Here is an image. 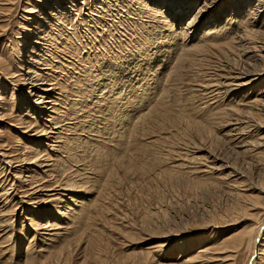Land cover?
Masks as SVG:
<instances>
[{
  "label": "rangeland",
  "instance_id": "374dc122",
  "mask_svg": "<svg viewBox=\"0 0 264 264\" xmlns=\"http://www.w3.org/2000/svg\"><path fill=\"white\" fill-rule=\"evenodd\" d=\"M169 1L0 0V264H264V0Z\"/></svg>",
  "mask_w": 264,
  "mask_h": 264
},
{
  "label": "bare ground",
  "instance_id": "6f19581e",
  "mask_svg": "<svg viewBox=\"0 0 264 264\" xmlns=\"http://www.w3.org/2000/svg\"><path fill=\"white\" fill-rule=\"evenodd\" d=\"M178 1V0H177ZM176 1V2H177ZM187 1L188 0H186V3H187ZM193 0H190V1H188L189 3H190V5L192 6L193 4H194V1L192 2ZM228 0H203V3H202V6L201 7H199L198 6V10H197V12H195L197 15L196 16H194L193 17V19H192V21L191 22H193L194 20L196 21L197 19H198V17L199 16H201V15H205V13L204 12H207V11H212L217 5H220V4H223V5H225L226 4V2H227ZM252 2V1H251ZM146 3V2H145ZM155 3V2H154ZM173 3H175V0H171V1H169V5H172L173 6ZM58 4H59V6H60V2H58ZM250 5H254V4H250ZM261 1L260 2H258V3H256V6H254L255 7V9H254V11H256V12H254V13H251V15L252 14H255V15H258V14H260V12H261ZM149 6V5H148ZM152 8H154L153 6H151ZM246 7H247V5H246ZM253 7V8H254ZM68 8V7H67ZM263 8V7H262ZM154 10H155V8H154ZM160 10V9H159ZM251 10V9H250ZM63 11V10H62ZM153 11V10H152ZM151 11V12H152ZM156 11V10H155ZM158 11V10H157ZM235 11V8H233V12ZM30 12H32V11H30ZM35 11H33L31 14H33ZM155 13V12H154ZM161 13H162V11H161ZM250 14V13H249ZM249 14L247 13V17H243L245 20H246V18H247V20H249L248 19V17H249ZM245 15V14H244ZM250 15V16H251ZM161 16V15H160ZM236 16V15H235ZM253 16V15H252ZM241 17V16H240ZM257 17V16H256ZM260 18V17H259ZM239 20V19H238ZM251 20V19H250ZM260 20V19H259ZM263 22L262 23H264V19H261ZM168 21H169V19H168ZM190 21V20H189ZM194 21V22H195ZM252 21V20H251ZM191 22H189L190 24H192ZM194 22H193V24H194ZM188 23V22H187ZM261 23V24H262ZM169 25V24H168ZM188 25V24H187ZM235 25V24H234ZM264 25V24H263ZM189 26L190 25H188V28H189ZM193 26V25H192ZM187 27V26H186ZM222 29V28H221ZM230 29V28H229ZM234 29V28H233ZM211 30V29H210ZM264 30V29H263ZM263 30H260L261 31V34L262 35H264V31ZM205 32V31H204ZM203 32V33H204ZM208 32H210V31H208ZM258 31L257 30H253V31H250L249 32V35L250 36H252V37H254V35L257 33ZM231 33V32H230ZM236 33V32H235ZM216 36V35H215ZM243 36V35H242ZM240 37V36H239ZM236 41V40H235ZM253 44V43H252ZM33 49H35V48H33ZM139 54V53H138ZM240 56V55H239ZM237 57V56H236ZM239 58V57H238ZM175 61V60H174ZM238 62V61H237ZM253 65V64H252ZM128 67V66H127ZM174 72V71H173ZM249 72V71H248ZM234 74V73H233ZM246 74H249V73H246ZM245 75V74H244ZM234 78L236 79L237 78V76L235 75L234 76ZM238 78H240V77H238ZM250 78V77H249ZM255 78V77H254ZM254 78H252V79H254ZM257 79V78H256ZM237 81V80H236ZM249 81V80H248ZM248 81H246L245 82V84L248 82ZM241 82V83H240ZM237 81L236 83L237 84H241V85H244L243 83L244 82H242V80L241 81ZM250 82V81H249ZM217 83V82H216ZM236 84V85H237ZM99 85V84H98ZM240 86V85H239ZM229 89V88H228ZM230 92V91H229ZM168 93V92H167ZM37 95V94H36ZM161 108V107H160ZM159 108V109H160ZM158 109V110H159ZM156 111L157 113L159 112V111ZM162 110V109H161ZM160 110V111H161ZM155 113V112H154ZM156 113V114H157ZM160 113V112H159ZM161 114H163V111H162V113ZM49 115V114H48ZM177 118V117H176ZM174 121V120H173ZM244 123V122H243ZM209 128V127H208ZM232 131V130H231ZM231 134V133H230ZM228 147V146H227ZM209 157V156H208ZM262 192H264V188H262ZM255 200V199H254ZM258 201V200H257ZM255 202V201H254ZM247 232V231H246ZM246 232H244V234L246 233ZM48 233V232H47ZM46 233V234H47ZM244 234H242V235H239V236H237L236 237V239H235V241H239V240H241L243 237H244ZM8 235V234H7ZM49 235H50V232H49ZM263 236V235H262ZM247 238H249L250 239V237L248 236ZM260 238H262L258 233L256 234V235H253V237H251V239H252V241L254 242V243H256V239L257 240H259ZM262 240V239H261ZM234 241V240H233ZM245 241V240H244ZM251 242V241H250ZM237 243V242H236ZM229 244V243H228ZM261 245V244H260ZM220 246V245H219ZM242 246V245H241ZM258 246V245H257ZM225 247H227V246H225ZM232 247H234L233 249H235V246H232ZM223 244H222V248H221V250H223ZM227 248H230V246H228ZM259 248H260V246H259ZM230 249H232V248H230ZM236 249H237V246H236ZM236 249H235V251H233L232 253H231V255L234 253V252H236ZM218 250H220V249H218ZM206 251V250H205ZM224 251V250H223ZM229 252H230V250H229ZM58 253H62V252H58ZM200 254V253H199ZM198 254V255H199ZM200 257L202 256V254L201 255H199ZM206 257H207V255H206ZM194 258H196V257H194ZM197 258H199V257H197ZM189 261V260H188ZM187 261V262H188ZM186 262V263H187Z\"/></svg>",
  "mask_w": 264,
  "mask_h": 264
}]
</instances>
